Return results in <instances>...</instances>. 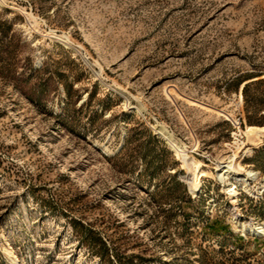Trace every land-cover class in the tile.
<instances>
[{"label": "rangeland", "instance_id": "374dc122", "mask_svg": "<svg viewBox=\"0 0 264 264\" xmlns=\"http://www.w3.org/2000/svg\"><path fill=\"white\" fill-rule=\"evenodd\" d=\"M247 125L264 0H1L0 264H264L241 227L264 225ZM157 127L204 171L196 192ZM234 152L255 179H218Z\"/></svg>", "mask_w": 264, "mask_h": 264}, {"label": "bare ground", "instance_id": "6f19581e", "mask_svg": "<svg viewBox=\"0 0 264 264\" xmlns=\"http://www.w3.org/2000/svg\"><path fill=\"white\" fill-rule=\"evenodd\" d=\"M51 38L56 41H59L60 43L69 45L66 39H65L66 41L62 40V38L60 39L54 32L51 33ZM240 98L242 100V96H240ZM136 111L140 112L139 106L136 107ZM154 131L167 142L171 151L175 154V156H177L178 159H180L181 163L187 168L188 176H192L193 178L189 179V177H186V179L189 183V187L191 188L192 193L196 192L195 186L198 185L199 175L200 177L205 175L204 171L199 169V163L197 162V160L193 157H188L184 145L182 143H179V141L177 142L174 139L175 137H173V134L167 131L164 127H157L155 128ZM245 136L248 141H254L256 139H260L261 137H264V127L247 125L245 130ZM249 150L250 149L248 148L247 151ZM235 158H236V153L234 152L232 155L227 156L225 161L216 162L215 165L216 169L218 172H220L217 174L218 179L220 181H224L229 176H231L236 181L243 182L244 184L248 182V180L255 179L257 176L256 172L250 170H244V173H241L240 163H236L237 161ZM228 192L230 193V195H234V196L237 193L235 188L229 189ZM241 227L244 232H251L254 234L264 233V225L261 224L247 223V224H242ZM9 253L10 252L7 251L6 254Z\"/></svg>", "mask_w": 264, "mask_h": 264}, {"label": "trees", "instance_id": "16d2710c", "mask_svg": "<svg viewBox=\"0 0 264 264\" xmlns=\"http://www.w3.org/2000/svg\"><path fill=\"white\" fill-rule=\"evenodd\" d=\"M246 87H247V85H245V86L243 87V91L246 89Z\"/></svg>", "mask_w": 264, "mask_h": 264}]
</instances>
